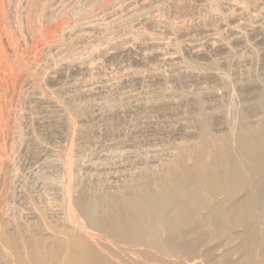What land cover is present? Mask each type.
<instances>
[{"label":"bare ground","instance_id":"bare-ground-1","mask_svg":"<svg viewBox=\"0 0 264 264\" xmlns=\"http://www.w3.org/2000/svg\"><path fill=\"white\" fill-rule=\"evenodd\" d=\"M32 1L33 0H31V2ZM60 1L61 0H40L39 1L40 4L36 3L40 7L38 12L29 11L30 9H27L28 10L26 13L27 17H26L25 21L27 24L26 26H28V27H25L24 22H23L25 18L22 19L20 16L21 15L20 12H24L23 11L24 8H22L21 9L22 11L19 12V5H21V4H19L20 1L18 2L17 0H0V32H1L0 34H2V35L4 33L7 34V35H5V36H7L6 39L4 38L3 40H2V36H0V39L2 41V44H0L1 45L0 48L2 47V49L5 50L3 45L6 46L5 47V48H7L6 50H8V52H10L11 54H14V55H12V57L14 56L13 58H15V60L18 61V62H16V63H19L18 67L21 68V70H24V72L26 73L24 76V79H22V77H21V80L24 81V82L22 81L23 82L22 84L25 83L24 84L25 86L24 85H23L24 87L22 86L23 89L25 88L23 94L25 93L24 95L26 97L28 96L30 99H32L33 102H35V104H36V102H38V103H40L41 106H45L44 107L45 108L44 114L41 117L42 119L40 118L44 124H48V125H50V123L51 124L52 123L61 124L60 128L62 126H65V133L67 135L70 133L69 130H71V127L69 130H68V127L72 126L73 123H74V125L72 126L73 129L75 126V121L72 123V121L69 120V118H71V117L68 118L66 115L65 111H67L66 110L67 108L64 110L62 108V106H63L62 102H61V104H62V106H61L60 103H58L59 100L55 101L57 98H59V97H57L59 92L57 91L58 92L57 93L56 90L55 91L52 90L53 92H50L51 87H48L49 89L45 90L47 86L46 87L44 86L45 88L44 87L42 88V86L45 83H47V81H48V80L46 81V79H45V82L43 81V79L46 78L45 76H43L44 78L42 77L43 78L42 80L40 79V81H43L44 84L42 86L41 85L38 86L39 85L38 79L40 78L39 76L41 75V72H43L44 68L47 67L45 65L48 64V63H46L45 65L43 64V63L47 62V60L49 58V56L46 57V55L44 54L45 53L44 51L46 50V48L44 49V51L43 50L41 51V53L43 52V56L45 55L44 56L45 58L43 57L45 59V61L44 62L42 61L43 63L41 64L40 63L41 61L38 62V58L40 57V55L35 54L37 57L39 56L36 59L37 61L35 60L36 56L33 55L36 52L40 53L41 49L39 50L38 49L39 47L35 48V50L38 49L39 51L33 50L34 53L32 54L31 49H33V47H35V46H33V43L30 44V45H32L31 49H30V46H28V40L30 39L29 38L30 35H32L31 38L33 36H36V35H38V37H39V35H40L39 31H40V33L42 32L40 30V27H46V26H43L41 24H40L41 26L39 27V23L44 24L43 22L45 20V21H47L46 23L49 24L52 19H53V21H54V19H56L58 21L60 20V24H58L56 27H54L53 30H52L51 25H50V27L48 26L49 28L46 27V30H47V28H48V30H52V31H50L51 35L49 34V35L45 36V35H43V32H42V35H43L42 37L44 39L46 38V42L44 41L45 42L44 43L43 40H41V41L46 45L45 47H47L49 52L55 51L56 56L58 55V57H60L59 55L63 54L61 56L60 60H58L59 58L56 59L59 62L57 64H59L60 69L63 70L66 68L67 69L71 68V71H73V70L77 71L76 75L78 74V72H80L83 75L86 74V76H87L94 69V68L92 69V66H91L92 62L90 63V61L93 60L91 58L92 57L91 55H94L95 51H97L98 48H99V51H101L98 54V55H100L99 57H101V59H105V61H106V59L113 58V57L114 58H116V57L118 58V57H122V56L126 57V58L130 57L134 61V63L135 62L139 63V65L142 64L145 67V65L147 64V61L149 62V60H152V63H153V61L155 60L158 63V66H161V67L162 66L163 67L168 66L169 69L174 68L177 71H180L181 78L188 80L190 82L191 81L196 82L197 80L198 81L210 80V82H212V83H210V85L215 83L217 85V87L216 86L213 87V85H211V87L205 86L204 88H201L200 90L202 91V95L204 94L205 96L215 100V104L219 103V102H221V103L223 102V105L225 103V106H224V108H221V105L219 104L220 106H218V107H220L221 110L217 108V105L214 106L220 111L218 112L216 110L215 111L216 113H214V112L212 113V110H213L212 109L210 113L213 115H211L207 112L212 117L211 121L214 120L216 125L214 124V122H210V120L208 119V116L206 115L207 113L205 114L206 108H205L204 112L202 110H199V109H198L199 112L196 110L198 113V116L196 114V111L193 110L195 112V114H193V116H196V118L198 117L197 119H199V120H197V119L196 120L200 121L201 124L199 126L198 125L196 126L198 129H196V128L192 129L195 127V125H194V127L191 126L193 123H191V125H190V123L188 124V122H187L188 125H185L186 123L185 124L183 123L184 125H181L182 123L181 124L179 123L178 125H181V126H179V127L176 126L177 128H173L170 131L168 130L170 132V135L168 134V132H166L167 133L166 137L168 135L173 136L174 138L179 137L177 139L182 140V141L180 142L179 140H176V139L174 140V141H176L173 143L174 144L173 146H175L174 147L175 150H174V148H172L173 147L172 143H171L172 141L170 140L171 141L170 142L169 140H167L168 142H170V144L172 146V147H170L169 145L165 144L166 147H168V146L170 147V150H168V151H170V153L167 156V154L165 153L167 150L165 152L163 151L164 154L167 156V158L166 157L164 159L161 158L164 160V161L161 160V162H163V163H161L160 159L157 158L159 160V161L158 160L157 161L159 163H161L162 166H160V167L155 166L156 168L151 169L154 171L149 172L150 170L148 171L147 169H145L146 167L144 168L142 166V164L146 162L143 159L144 157L143 158L140 157L141 159H143L142 164L140 163L141 167H143V168H141L139 166L140 165L139 162L136 163V167L138 164H139L138 167H140L139 172L137 170V172H138L137 174H135L134 173L135 171L131 168V166H133V164L130 165V169H132V171H134V172H132L134 174L131 173V175L128 174L129 176H126V173H128L129 170H125L126 172L121 170L122 172H125V174L123 173L125 175V178L120 171L119 172L116 171L118 173L116 175H119V173L122 174V177H120L121 180H118L117 176L115 175L116 178L115 177L114 178L116 179L117 184H115V182H112L115 185H111V186H107V187L102 186V188L104 187L103 189H101L100 187L99 188L92 187V186L88 187L89 184H87V183H90V182H88L86 178L84 180H86L87 183L85 181H84L85 183H83V181H82L83 178H81L80 176L79 177L82 180L79 179V177L77 175V173L79 171L77 172V169L82 168L80 166L83 165V164L80 165L79 162H81L82 160H79L80 157H78L79 156L78 153L82 152L81 150L78 153L76 152L77 154L76 153L74 154L73 150L76 147L71 148V146L69 144V146H70V148H69L67 146L68 144L66 143L67 144L66 145L65 142H64V144L66 147L63 145L62 147H64V148H61L62 151L61 150L57 151V150H54L50 147L49 148L47 147L45 149V147H44V149H42V150H44L43 151L44 153L41 152L43 155L41 154L42 155L41 158L39 157L40 161H39V164L37 162V165H39V167L42 169H49L50 171H53L54 174H52V175H54V176H52L50 174L51 172L50 173H49V171L47 172V170L43 171L45 173L47 172V174L49 173L48 176L50 175L53 178H50V179L49 178L48 179L43 178L44 180H41L39 182L37 181L38 182L37 185H38V187H41V189L39 192L37 191L38 193L36 196L31 195V194H30L31 195L30 196V195H28L29 194L28 192L26 193L27 195L26 194L24 195V193L26 191L24 193L22 192L23 194H21V196L22 195H24V196H22V198L20 199L21 200V203H20L21 209L18 207L12 208V206H8V204H5L4 202H3L4 204L0 203L1 204L0 205V264H264V74L262 75L260 73L261 76H260V74H258L259 73L258 70H260L261 69L260 68L257 71H255L256 73L258 72L257 76H260V77L250 76L249 75L250 72H249V73H247L248 75L245 73L246 74L245 76L240 74L241 75L240 78L235 80V78H237L239 76H237L233 79V77H234L233 74H235V73L232 72L233 74L231 76H233V77L230 79L235 80V83H232L226 77V76H228L227 72H226L227 75L225 76L223 74V72L219 73L218 71H216L215 68H220V65L223 64V63L222 64L220 63L219 67H214L212 62H213V60L216 59L217 56L215 57V59L213 58L214 56L212 57V59L207 58L206 61L210 60V62H211V60H212V62H211L212 64H208V65H206V63H209V61L208 62L204 61L206 63L202 64L203 62H201V59L198 58V56L200 57L201 55L206 56L205 52L200 51L201 47H203V49L206 48L205 50H208L209 52L212 51V53H213V51H216V52L222 51L221 52V54H222L223 51H225V52L229 51L230 52V49L232 47H230L229 43L232 40L235 42L234 43L235 45L240 44L242 46V45H246V43L248 45V43L250 41L247 42L246 34L251 36L252 41L255 40L256 43L258 41V42H260L259 44H261V41H262V44H263L264 43V25H262V24H264V23L262 21L260 22L259 20L258 21L260 23H257V22L255 23V21H253L254 19L252 20L254 23L252 21H251L252 23L249 21H247V22L242 21L241 22L240 19L245 17L248 12L250 13V11L251 12L252 11H258V13L260 15L264 16V0H227L226 2L224 0V3H226L225 7H223L224 5L223 6H217V4H219V3L221 4V2H219V3L215 2L217 0H215L214 2H212V0H209L210 2H208V0H207V2H206V0H205L204 3H203V1L202 2L200 1V3H202V5H199V7L200 6L205 7V2H206L207 8L206 7L205 8L208 9V11L209 10L211 11L210 12L211 15L208 13L211 16L210 19H212L213 21L217 20L216 22H218L217 24L219 26L216 24L218 26V27L216 26L217 27L216 28L213 24H211L214 26V28H212V27H209V28L204 27L203 28L202 27L201 29H199V31L202 30L204 32V34H206L205 39L203 38L205 40L204 43L202 41H199L202 43L201 44H194L195 41L192 42L191 41L192 39L189 38L190 40L189 41L185 40V42L181 45V47H183L185 53L190 54L191 57L195 56V58H198V61H200L201 64H200V62H198L195 59L192 60L193 62L191 60H190V62H188V60L185 61V59H188L189 57L187 58V56H186L184 59L183 57H181L183 53H181V56L179 55V52L181 50H180V46H179V48L177 46V42H176L177 39L176 38L178 36L179 37L181 36L180 38H183L185 35L189 34V31H187L188 29L185 28L186 25L184 26V28H181L179 26H178L179 28L173 26L170 23V20H168L169 17H166V11H168V10L169 11L170 10L175 11L181 7L187 9L188 3H189L188 0H96L97 4L95 3V5H97L96 6L97 8L92 13H89L90 11L88 12V10L86 11L85 10L86 8L85 9L81 8V10H80V8L78 6H76L79 8L80 11H82V9H84L90 15H88V16L85 15L86 17L84 18V15L81 14V15H83V19H81L80 18L81 15L79 16V14L82 13L83 11L80 12L77 8V10L80 13L78 14L75 12V14H76L75 16L77 18L76 21L74 20L75 23H70V21L67 20V17H68L67 15L69 14L67 12L71 11V10L68 11L69 7H71L67 4V2L69 0L66 2L67 5H64L65 1L63 0L64 2H62V3H64V4H63V6L61 5L62 7H59L60 5L57 6L58 3L60 4ZM75 1L78 2L77 0H74L73 2H70V3L75 4L74 3ZM90 1H92V0H90ZM93 1H95V0H93ZM190 1H192V0H190ZM29 2H30V0H29ZM29 2H28V5L30 4ZM88 2H89V0L87 1V3ZM21 3L25 4V2H21ZM79 3L82 4V1ZM87 3L85 2V5H84L85 7L87 6ZM197 3H199V2H197ZM214 3L215 4L217 3V4L215 5ZM224 3H222V4H224ZM33 4L35 5V2H33ZM33 4L31 7L34 6ZM28 5L25 4V6H28ZM70 5H72V4H70ZM76 5H78V4H76ZM95 5H93L91 3L90 6L95 7ZM190 5H191V2H190ZM72 6H74V8H75V5H72ZM79 6H80V4H79ZM31 7L29 6L28 8H31ZM92 7H91V9H92ZM33 8L36 9V11L38 9V7H36V8L33 7ZM194 8H196V7H194ZM196 9H198V5H197ZM188 11H191V10H188ZM31 12H34L37 15L33 16V15H31L32 14ZM86 12H85V14H86ZM193 12H195V10L192 11V16H194ZM202 12H203V10H202ZM204 12H205V10H204ZM19 13H20V15H19ZM73 13H74V11H73ZM73 13H72V15H73ZM174 13H176V12H174ZM189 13H188V15H189ZM255 13H257V12H255ZM77 14H78L80 19H78ZM168 14H170V13H168ZM204 14L205 15L207 14V10H206V13H204ZM72 15H70V16H72ZM251 15H252V13H251ZM251 15L249 16V19L247 18V20L251 19L250 18V17H252ZM253 15L256 16V14H253ZM263 16H262V18H263ZM74 17H72V19ZM224 17H225V19L227 18L226 20L228 22L224 20V22H227V23L223 22ZM259 17H255V19L259 18ZM207 18L209 19V17H207ZM68 19H70V18H68ZM42 20H43V22H42ZM205 20L207 21V19H205ZM205 20L202 19V21H205ZM262 20H264V18ZM48 21H50V22L48 23ZM171 21H173V19ZM180 22H182V21H180ZM54 23L55 22H53V24ZM176 23H179V22H176ZM176 23L174 22L175 25H176ZM197 23H199V22H197ZM208 23H210V22H208ZM183 24H185V23H183ZM201 24H203V23H201ZM201 24H200V26L204 25V24L203 25H201ZM186 27L188 28V25ZM223 28L224 29L226 28L227 31L229 32V36H230L231 41L228 40L229 38L228 39L226 38L227 40H225V36H224V39L222 38L223 36L221 37L220 30ZM42 29H45V28H42ZM191 29H194L192 31H196L198 28L196 30H195V28H191ZM191 29H189V30L191 31ZM13 30L15 32H17L19 35L16 34ZM48 30H47V32H48ZM159 30L162 31L161 35L157 32ZM12 31L16 35H18V37L17 36L14 37L11 34ZM192 31H191V34L193 33ZM222 31L223 30H221V33H222ZM2 32H4V33H2ZM37 32H38V34H37ZM45 34H47V33H45ZM190 36L191 35L189 34V37ZM17 38H19V39L17 40ZM186 38H187V36H186ZM248 38L250 39V37H248ZM15 40L18 43V44L16 43L18 45V47H21V46H24L25 48L29 47V48H27V49H30V51L28 50V53H31L30 57H32V55L34 56L33 58H34V61H36L35 63L28 65L26 63L27 61L25 62V58L27 59L29 57L28 56L29 54L26 53L27 57L24 58L25 54L21 53L22 52L21 48L19 51L21 54L18 53L19 48H16L14 46ZM194 40H198V39H196V37H195ZM30 41H33V39H31ZM34 41L36 42V38L34 39ZM37 42H39V41H37ZM37 42H36V45H38ZM86 42H89V44ZM199 42L196 41V43H199ZM79 43H81V44L86 43V45L87 44L88 45L87 46L85 45L86 47L84 46V49L81 48L82 46L80 47L82 49V52L76 53L79 50L76 48L77 51L75 53H72L71 48L75 44L78 45ZM34 45H35V43H34ZM43 45L42 46L40 45V47H44ZM251 45H252V43H251ZM263 45H261V46H263ZM261 46H259V47H261ZM24 47H22V48H24ZM74 48H72V51ZM254 48H256V47H254ZM235 49H233V51H235ZM239 49H240V47H239ZM6 50H5V52H6ZM22 50H25V49H22ZM208 51H207V53H209ZM251 51H253V50H251ZM251 51H249V52H251ZM2 53L5 54L2 51L0 55H2ZM23 53H25V51ZM263 53H264V49H263ZM11 54L9 55L7 53L5 55L11 56ZM219 54L220 53H218V56H219ZM221 54H220V56H221ZM229 54L228 55L231 56V54H233V53L230 52ZM234 55H235V53H234ZM89 56H91V57H89ZM183 56H185V54ZM237 56L227 58L228 59L227 61H230V59H232V58L234 59L235 57H236V59L239 58ZM241 56H240V58H241ZM256 56H258V55H256ZM260 56H262V55H260ZM82 57H86V58L89 57V62L87 59H86L87 61L85 59L83 60ZM96 57L97 56H95V58ZM7 58H9V57H6L4 59L7 60ZM10 58H9V60H10ZM33 58H32V60H33ZM90 58L92 60H90ZM223 58L224 57H222V59ZM246 58H248V56L247 57L245 56V59ZM0 59H1L0 62L2 64L3 58H1V56H0ZM217 59H219V58H217ZM225 59H224V61H225ZM262 59L264 60L263 57H262ZM94 60H95L94 62H99L96 59H94ZM125 60H128V59H125ZM8 61H7V65H9V63H10V61H9V63H8ZM13 61H14V59H13ZM105 61H103V62H105ZM235 61H237V60H235ZM242 61H243V59H242ZM30 62H31V60H30ZM103 62H101V63L103 64ZM122 62H124V61H122ZM129 62H131V61H128V63ZM237 62L239 63V61H237ZM101 63L99 66L100 68L102 67ZM230 63H232V61ZM234 63H236V62H234ZM245 63H246V61H245ZM14 64L15 63L13 62V65ZM227 64H229V63L227 62L226 65ZM243 64H241V65H243ZM246 64H248V63H246ZM260 64H261V62H260ZM5 65H6V63L3 65V67ZM30 65H33V66H30ZM226 65H223V66H226ZM48 66H50V65L48 64ZM156 66H157V64H156ZM156 66H155V68H156ZM158 66H157V68H158ZM229 66H227V67H229ZM236 66L238 68V65H236ZM10 67H11V69H10ZM142 67H139V68H142ZM161 67L158 69H148L147 68V70H145L147 72V76H149L148 79H150V82H151V79H152V81L154 79H156V80L162 79L163 74L161 73L162 71H160V70H162ZM227 67H226V69H224V68L223 69L225 71H227ZM247 67L251 68V66L250 67L247 66ZM247 67H245L246 70H247ZM261 67H262V65H261ZM8 68L11 70V72L14 69L16 70V67L12 68L11 65ZM8 68L6 67V69H8ZM51 68H53V66ZM139 68L131 70L132 67H131V69L129 67L128 68L126 67L127 72L121 71L122 69H124V68H121L120 73L121 72H123V73H121V74L119 73V74L121 75L122 79H123V76H125L127 73H128V75L133 74L137 80L141 81L142 76L146 75V72L144 74V71L138 70ZM221 68H222V66H221ZM230 68H232V67H230ZM230 68H228V69H230ZM239 68H242V67H239ZM46 69H48V67ZM165 69H167V68H165ZM174 69H173V71H174ZM234 69L235 68H233V70ZM236 69L234 70V72L236 71ZM253 69H255V67ZM263 70H264V68H263ZM7 71L9 73H11L9 70H7ZM7 71H6V73H7ZM55 71H56V69H55ZM170 71H172V70H170ZM247 71H249V69ZM247 71H245V72H247ZM174 72L176 73V71H174ZM50 73H51V70H50ZM50 73L48 72V74H46L44 72V74L49 75V77H50ZM240 73H242V71H240ZM251 73H252V75L254 74L253 71ZM11 75H13V74H11ZM42 75H43V73H42ZM57 75H59V74H57ZM60 75H63L62 72H60ZM174 75L171 78L174 81L179 80ZM237 75H239V74H237ZM8 76L9 75L7 73V77ZM90 76H91V74H90ZM176 76L178 77V74ZM3 78H4V75H3ZM47 78H48V76H47ZM91 78L95 79L94 77H91ZM199 79H201V80H199ZM5 80H4V82H5ZM19 80L20 79H18L17 81L19 82ZM21 80H20V82H21ZM156 80H154V81H156ZM40 81H39V83H40ZM83 82H84V80H83ZM94 82L92 85L93 87H94ZM159 82H161V81H159ZM6 83L7 82H5V84ZM51 83L52 82L50 81V84ZM89 83H90V81H89ZM183 83H185V82H183ZM154 84H155V82H154ZM205 84H206V82H205ZM7 85L8 84H6L5 87ZM45 85H47V84H45ZM160 85H161V83H160ZM179 85L177 83L178 87H179ZM194 85H196V84H194ZM206 85H208V84H206ZM54 86L56 87V84ZM152 86H154V85H152ZM171 86H173V85H171ZM171 86H169V87H171ZM174 86H176V85H174ZM203 86H204V84H203ZM5 87H3V88H5ZM87 87H89V86L87 85ZM197 87H198V84H197ZM0 88H1V86H0ZM20 88H21V86H20ZM160 88H162V87H160ZM173 88H172V90H176ZM182 88H183V86H182ZM182 88L181 89L179 88V90L182 91ZM191 88L189 90H191ZM83 89L84 88H82V90ZM157 89H159V88H157ZM166 89H168V88L166 87ZM160 90H163V89H160ZM172 90H170V91H172ZM179 90H178V92H179ZM8 91H9V89L7 90V92H5L3 89H2V91L0 90V113H1V116H3V117H4V114H7V113L10 114L9 113L10 111L7 113H4V111H3L4 105H5V107H7V106L9 107V105L5 104V100H4V98H5L6 101H8L7 97H6L7 95H10V93H8ZM61 91H60V93H61ZM54 92L57 93V95L55 96V100H54ZM89 92L90 91H88V93ZM163 92L167 93L166 91H162V94H159L158 97L156 95V99L154 96L153 98H150V99L148 98L147 102H142L143 100L142 101L140 100V101L143 104L146 103L147 106H148V103H152L155 105H157V104L161 105L162 104L161 106L166 105L167 107L168 106L172 107V105L174 106L175 104H178V103H179V105L183 104V103L184 104L189 103V106H190V102L192 104L193 101L198 98V96H197L198 94L194 95L193 97L189 96L190 94L186 92V89L184 90L185 94L183 92H181V93L174 92V93H178V94H176V95H172V94L164 95ZM6 93H8V94L6 95ZM20 93H22V92H20ZM64 93H65V91H64ZM154 93H156V91H154ZM186 93L189 95H187ZM190 93L192 94V92H190ZM148 94H149V92H148ZM152 94H150V95L152 96ZM156 94H158V93H156ZM17 95H19V99H20V95H22V94H17ZM73 95H71V96L73 97ZM78 95H79V93H78ZM83 95H84V93H83ZM150 95H149V97H150ZM64 96H65V94H64ZM69 96H68V98H66V100L63 97L62 98L65 101H68ZM195 96H197V98ZM107 97H108V95H107ZM194 97H195V99H194ZM224 97L227 98V100L225 99L226 102H225V100L224 101L222 100ZM111 98H113V97H111ZM111 98H110V100H112ZM201 98L203 99V96ZM201 98H199V99H201ZM22 99H23V97H22ZM22 99H20V100H22ZM30 99H29V101L27 100V102H31ZM98 99H99V97H98ZM202 99L200 100L201 104H203ZM17 100H18V98H17ZM72 101L73 100H71V104H72ZM113 101H115V100H113ZM113 101H111V102H113ZM240 101L242 102V104ZM33 102H31V103H33ZM8 103H9V101H8ZM69 103H70V100H69ZM69 103L64 104V105H69ZM141 103H139V104H141ZM197 103H198V101H197ZM206 103H208V102H206ZM75 104H73V105H75ZM105 104H106V102H105ZM152 104H151V107H152ZM37 105L38 104H36V108L39 106V105L38 106ZM92 105H94V104H92ZM109 105L111 106V104H109ZM109 105H106L107 107L105 106L106 109L107 108L109 109V107H108ZM41 106H40V108H42ZM87 106H88V104H87ZM195 106L198 107L199 105L197 106L195 104ZM102 107H104V106H102ZM112 107H113V105H112ZM191 107H192V105H191ZM206 107H207V105H206ZM40 108H38V109H40ZM75 108H77V106ZM79 108H81V107H79ZM127 108H129V107H127ZM211 108H213V107H211ZM211 108H209V109H211ZM6 109H5V112H6ZM9 109H10V107H9ZM69 109H71V108H69ZM102 109H101V111H102ZM145 109H146V106H145ZM163 109H164V107H163ZM163 109L161 108V110H163ZM174 109H176V107H174ZM183 109H184V106H183ZM13 110H14V112L17 111V110L15 111V109H13ZM19 110L21 111L20 108L18 109V111ZM75 110H77V109H75ZM191 110H192V108H191ZM18 111L16 113H18V115H20L21 118H24L25 116L22 117V114L25 111L24 110L21 111V112H23L22 114H19ZM128 111H130V110H128ZM154 111H155V109H154ZM70 112L73 113L71 110L68 112V115H72V114H69ZM81 112L83 113L84 111H81ZM81 112H78V114L80 113L79 114L80 117H81ZM88 112H90V111L88 110ZM159 112H161V111H159ZM35 113H37V112H35ZM86 113H87V111H86ZM97 113L98 112H96V115H97ZM131 113H132V111H131ZM134 113H135V111H134ZM29 114H30V112H29ZM93 114H94V112H93ZM101 114H103V113H101ZM11 115H9V117ZM18 115H16V122L19 121V120H17ZM25 115H26V113H25ZM107 115H108V113H107ZM76 116H77V114H76ZM157 117H158V115H157ZM21 118H20V121L22 120ZM72 118H74V117H72ZM75 119H76V117H75ZM88 119L89 118H87V120ZM95 119H96V117H95ZM0 120H1V117H0ZM7 120H9V118ZM4 121L5 120L3 119V122ZM70 121L72 123L71 125H70ZM16 122H15V124H16ZM1 123H2V121H1ZM17 123L19 124V122H17ZM133 123L134 122H132V124ZM194 123H197V122H194ZM212 123L215 126H217L221 132L216 131L217 133H214L215 130L212 129V128H214L212 126ZM161 124H162V122H161ZM40 125L42 126V124H40ZM79 125L84 126L85 124L84 125L79 124ZM156 126L157 125H155V127ZM161 126L162 125H160V128H162V133H163L164 129H163V126L162 127ZM157 127H159V126H157ZM165 127H167V125H165ZM15 128H16V126H15ZM15 128L13 130H17V129L20 130L19 126H17L16 129ZM170 128H172V127H170ZM66 129H67V131H66ZM134 129H136V128H134ZM223 130H225V131H223ZM29 131H31V130H28V132ZM68 131H69V133H68ZM134 131H136V130H134ZM148 131H150V130H148ZM24 132H26V131H24ZM63 132H64V130H63ZM71 132H72V130H71ZM158 132H160V131H158ZM17 133L18 134H16V135L13 134V136L14 135L16 136L15 141L17 140L18 143L20 142V143L24 144V142H25L28 144L30 143V145H31V143L32 144H38L39 143V142L36 143L37 136H35V134H33V132L28 133V134L26 133L27 135L25 137L22 136V134H23L22 132L21 133L17 132ZM162 133H161V135H162ZM77 134H78V132H77ZM82 134H81V136H82ZM69 135H71V134H69ZM54 136H55V134H54ZM63 136H61V137H63ZM137 136H139V135H137ZM69 137H71V136H69ZM69 137H67V138L69 139ZM159 137H163V136H159ZM93 138H94V136H93ZM164 138H165V136H164ZM13 139L14 138L11 139V143H12ZM171 139H172V137H171ZM42 140H44V139H41V141ZM70 140L72 141L71 138H70ZM77 140H79V139H77ZM88 140H90V139H88ZM15 141H13V142H15ZM65 141H67V139ZM71 141L69 143H71ZM177 141H179V142H177ZM47 142H46V144H47ZM81 142H83V141H81ZM43 143H44V141H43ZM108 143H110V142H108ZM15 144L17 145L16 142H15ZM12 145H14V144L12 143ZM16 145H15V147H17L19 144L17 146ZM86 145H88V144H86ZM122 146H123V144H122ZM15 147L14 148H13V146L11 147L12 152L16 149ZM161 147H163V146H161ZM58 148H60V146ZM120 148H121V145H120ZM163 148H165V146ZM78 149L79 148L77 147V150ZM113 149H114V147H113ZM128 149H130V146ZM151 149H153V148H151ZM166 149H169V148H166ZM106 150H108V149H106ZM136 150H138V149H136ZM159 150L157 151V147H156L155 151L159 152ZM172 150H174V151H172ZM111 152L108 154L109 156H111L110 155ZM126 152H127V150H126ZM106 153L107 152H105V154ZM128 153H129V151H128ZM34 154H35V152H34ZM120 154H121V152H120ZM154 154L156 155L158 153H154ZM108 155H106V156H108ZM116 155H118V153ZM138 155H140V154H138ZM161 155H162V153H161ZM13 156H14V154H13ZM90 156H92V155H90ZM106 156H104V157H106ZM129 156H131V155L129 154ZM120 157L122 158L121 155H120ZM133 157L136 158V156H133ZM153 157H155V156H153ZM162 157H164V156H162ZM113 158H111V159H113ZM130 158L133 159L132 156ZM84 159H86V158H84ZM84 159H83V162H84ZM104 159H107V158H104ZM126 159H128V158H126ZM131 159H129V160H131ZM136 159H138V158H136ZM146 159L149 160L148 158H146ZM119 160H117V161H119ZM134 160L135 159H133V161ZM107 161L109 162V160H107ZM112 161H114V160H112ZM117 161H116V163H117ZM154 162H155V160H154ZM86 163L87 162L85 161V164ZM116 163H115V165H116ZM146 163H148V161ZM150 163L152 164V162H150ZM157 163L155 162L154 164L157 165ZM159 163H158V165H159ZM87 164L89 165L91 163H87ZM102 164H104V163H102ZM105 164H107L106 166H108V163H106V161H105ZM121 165H123V164H121ZM95 166H96V164H95ZM112 166L114 167V165H112ZM123 166H124L123 169H126L125 168L126 165H123ZM148 167L149 166H147V168ZM89 168H90V166H89ZM119 168H121V167H119ZM133 168L136 170L135 167H133ZM105 169L103 170V168H102L103 171H105ZM38 170H39V168H38ZM79 170H81V169H79ZM90 171H93V170H90ZM108 171H110V168ZM108 171H105V172L108 173ZM112 172H109V173L111 174ZM97 173H99V172H97ZM14 174H15V172H14ZM78 174H80V173H78ZM37 175L43 176L44 174L39 175V173H38ZM101 175H103V174H101ZM96 176H98V175H96ZM82 177H84V176H82ZM91 177H92V173H91L90 178ZM98 177H96V178L98 179ZM102 177L103 176H101V178ZM90 178H89V180H90ZM122 178H124V179L122 180ZM103 179L104 178H102V180ZM25 180H26V178H25ZM93 180L94 179H92V181ZM108 180H110V179L108 178ZM111 180H112V178H111ZM94 184H92V185H94ZM96 185H98V183H96ZM37 189L38 188L36 187V190ZM33 192H34V194L36 193V191H33ZM33 192H32V194H33ZM9 205H11V204H9ZM19 209H20V211H19Z\"/></svg>","mask_w":264,"mask_h":264},{"label":"rangeland","instance_id":"rangeland-1","mask_svg":"<svg viewBox=\"0 0 264 264\" xmlns=\"http://www.w3.org/2000/svg\"><path fill=\"white\" fill-rule=\"evenodd\" d=\"M18 2L20 1V3L19 4H21V5H19V12L20 11H22L21 9L22 8H24L23 9V11L24 12H20L21 13V15H20V13H19V15L21 16V18L23 19V18H25L24 19V25H25V27H28V26H26L27 24H26V17H27V15H26V13H27V9H30L29 11H34V12H38V10L40 9V7H39V5H37L38 3L40 4V0H33L32 2H31V0H30V2H29V0L27 1V0H17ZM65 1V2H64ZM61 0L60 1V4L58 3L57 4V6H59V7H62L63 6V4L64 5H69V6H71V7H69V10L68 11H70V12H67V13H69L67 16V20H69L70 21V23H75V21H76V14H75V12L76 13H80V12H82V13H80L79 14V16L81 15V14H83L84 15V18L86 17L85 15H90L89 13H92V12H94L95 11V9L97 8L96 6L97 5H95V3L97 4V1L95 0V1H90L89 0V2L87 3V1L88 0H77L78 2H74L75 4H73V3H70V2H73L72 0ZM68 1V2H67ZM82 1V4L81 3H79V2H81ZM84 1V2H83ZM200 1L202 2L203 1V3H204V1L205 0H192V1H190V0H188V8L186 9V8H183V7H181V8H179V9H177V10H175V11H173V10H168V11H166V17H169L168 18V20H170V23L173 25V26H175V27H181V28H184V26L186 25H188V28L185 26V28L186 29H188L187 31H189V34L191 35L190 37H189V34H187V35H185L183 38H180L179 36L176 38L177 39V46H178V48H179V46H180V52H179V55L181 56V53H183L182 54V56L181 57H183L184 59H185V57L187 56V58L188 59H185V61H187L188 60V62H190V60L192 61L193 59H195V60H197L198 61V58H200L201 59V62H203L202 64H205L206 62H208L209 61V63H206V65H208V64H212L213 63V65H214V67H219V65H220V63L222 64V65H220V68H215L216 69V71H218L219 73L221 72H223V74L226 76L227 74H228V76H226L232 83H235V80H237V79H239L240 78V76L241 75H243V76H245L247 73H251L252 71H253V75H252V73L250 74L249 73V75L250 76H253V77H260L261 76V74L263 75L264 74V70H263V68H264V60L262 59V57L264 58V53H263V49H264V43L262 44V41H261V44H259L260 42H258L257 41V43H256V41L255 40H253L252 41V38H251V36L250 35H247L246 34V40H247V42L248 41H250L249 43H248V45H247V43H246V45H235L234 43V41L232 42L231 40H230V36H229V32L227 31V29L225 28H223V29H221V30H223L222 31V33H221V30H220V35H221V37L224 39V36H225V40H227L228 38V40H230L231 42L229 43L230 44V47H232L231 49H230V52L231 53H233V54H231V56H229L230 54V52L229 51H223V53L221 54V52L222 51H220V52H218V53H220L221 54V56H220V54H219V56H218V53L216 52V51H213V53H212V51H208V50H205V49H203V47H201V49H200V51L202 52H205L206 53V56H204V55H201L200 57L198 56V58H195V56H193V57H191V55L190 54H187V53H185V51H184V49H183V47H181V45L185 42V40H187V41H189L190 39H192L191 41L192 42H194L195 41V43L194 44H201L202 42L204 43V39H205V35L206 34H204V32L202 31V30H200L199 31V29H201L202 27L204 28V27H207V28H209V27H212V28H214V26L216 27L218 24V22H216L217 20H212V19H210V10L208 11V9H206L207 8V0H206V2H205V7L204 6H200L199 7V5H202V3H200ZM215 0H212V2H214ZM223 1V2H222ZM227 0H225V2H226ZM21 2H25V4L26 5H28V2L30 3L28 6H25V4H23V3H21ZM33 2H35V5L33 4ZM62 2H64V3H62ZM66 2H67V4H66ZM85 2L87 3V6L85 7L84 5H85ZM190 2H191V5H190ZM197 2H199V3H197ZM208 2H210L209 0H208ZM211 2V3H212ZM215 2H217V3H219V2H221V4L222 3H224V0H217V1H215ZM37 3V4H36ZM91 3L93 4V5H95V7L93 8L92 6H90L91 5ZM216 3V4H217ZM32 4L34 5L33 7H38V9H37V11H36V9H34L33 7H31L32 6ZM70 4H72V5H75V8H74V6H72V5H70ZM76 4H78V5H76ZM79 4H80V6H79ZM90 4V5H89ZM196 4V5H195ZM215 4V3H214ZM215 4V5H216ZM220 3L219 4H217V6H223V7H225V5H226V3H224V4H222L221 5ZM23 5V6H22ZM37 5V6H36ZM62 5V6H61ZM197 5H198V9H196L197 8ZM204 5V4H203ZM22 6V7H21ZM31 7V8H28V7ZM76 6H78L79 8H80V10H81V8H86L85 10L87 11L88 10V12L89 13H87L84 9H82V11H80L79 10V8L78 7H76ZM84 6V7H83ZM27 7V8H26ZM73 7V8H72ZM90 7V8H89ZM91 7H92V9H91ZM191 9H190V8ZM193 7V8H192ZM194 7H196V8H194ZM202 7V8H201ZM204 7V8H203ZM33 8V9H32ZM77 8H78V10L80 11H78L77 10ZM88 8V9H87ZM32 9V10H31ZM75 9V10H74ZM90 9V10H89ZM188 11V10H191V11H186V10ZM193 9V10H192ZM92 10V11H91ZM183 12H182V11ZM195 10V12H193L194 14V16H192V11H194ZM201 12H200V11ZM202 10H203V12H202ZM204 10H205V12H204ZM206 10H207V14L205 15L204 13H206ZM73 11H74V13H73ZM34 12H31L32 14L31 15H37L36 13H34ZM85 12H86V14H85ZM170 13V14H168V13ZM174 12H176V13H174ZM186 12V13H185ZM190 12V13H189ZM197 12V13H196ZM200 12V13H199ZM255 12H257V13H255ZM72 13H73V15H72ZM178 13V14H177ZM181 13V14H180ZM185 13V14H184ZM188 13H189V15H188ZM251 13H252V15H251ZM78 14H77V16H78ZM174 14V15H173ZM183 14V15H182ZM252 16V17H250L251 19L250 20H247V18L249 19V16L250 15ZM253 14H256V16H254ZM259 13H258V11H250V13L248 12L247 14H246V16L245 17H243L242 19H240V21L242 22V21H244V22H247V21H249V22H251L253 19V21H255V23L257 22V23H260L261 21L264 23V20H262L263 18H264V16L263 15H258ZM70 15H72V16H70ZM83 15H81L80 16V18L81 19H83ZM169 15V16H168ZM171 15V16H170ZM181 15V16H180ZM249 15V16H248ZM23 16V17H22ZM75 16V17H74ZM79 16H78V19H80L79 18ZM174 18H173V17ZM176 16V17H175ZM209 17V19L207 18V17ZM248 16V17H247ZM261 18H260V17ZM262 16H263V18H262ZM72 17H74L73 19H72ZM193 17V18H192ZM204 17V18H203ZM255 17H259V18H256L255 19ZM68 18H70V19H68ZM184 20H183V19ZM199 20H198V19ZM246 18V19H245ZM73 21H72V20ZM173 19V21H171ZM202 19L203 20H205V19H207V21L208 22H210V23H208L206 20V22L205 21H202ZM227 19V18H226ZM225 19V17H224V19H223V22H224V20L225 21H227ZM75 20V21H74ZM187 20V21H186ZM196 20V21H195ZM202 22H201V21ZM246 20V21H245ZM260 22H259V21ZM53 19L51 20V22L50 21H48V23L49 24H47L46 22L47 21H45L44 20V22H43V20H42V22L44 23V24H42V23H39V27L41 26V25H43V26H46V27H50V25L52 26V30H53V28L54 27H56L58 24H60V20L58 21V20H56V19H54V21L53 22H55L54 24H53ZM57 21V22H56ZM180 21H182L183 23H185V24H183L182 22H180ZM185 21V22H184ZM252 21V22H253ZM174 22L176 23V22H179V23H176V25L174 24ZM197 22H199V23H197ZM216 22V23H215ZM228 22V21H227ZM227 22H224V23H227ZM251 22V23H252ZM52 23V24H51ZM201 23H203V24H201ZM206 23V24H205ZM254 23V22H253ZM41 24V25H40ZM46 24V25H45ZM197 24V25H196ZM200 24L201 25H203V26H200ZM211 24H213V25H211ZM217 24V25H216ZM262 24V23H261ZM183 25V26H182ZM206 25V26H205ZM209 25V26H208ZM262 25H264V24H262ZM191 26V27H190ZM200 26V27H199ZM219 26V25H218ZM217 26V27H218ZM46 27H40V30L43 32V35H49L51 32L50 31H52V30H48V28H47V30H48V32H47V30H46ZM178 27V28H179ZM216 27V28H217ZM42 28H45V29H42ZM191 28H195V30L196 31H192V30H194V29H191ZM189 29H191V31L193 32L192 34H191V31L189 30ZM12 30V29H11ZM10 30V31H11ZM45 30V31H44ZM226 30V31H225ZM14 31V30H13ZM11 32V34L14 36V37H18V33L17 32H15L16 34H18V35H16L14 32ZM42 32L40 33V31H39V37H38V35H36V36H33L32 38H31V36L32 35H30V39L28 40V46H30V49L32 48V45H30V44H32L33 43V46H35V47H33V49H31V53L33 54L34 53V51H39L40 49V53H41V51L43 50L44 51V49L46 48V50L44 51L45 53V55H46V57H48L49 56V58H48V60H47V62H45V63H43L44 61H45V55L43 56V52L40 54L39 52L37 53H34L33 55H35V54H37V55H40V57L38 58L36 55V58H35V60L38 58V62L39 61H41L40 63L42 64H46V63H48L50 66L52 65L53 66V68H51L50 66H48V64L47 65H45V66H47L48 67V69H46L47 67H45L44 68V70H43V72H41V75L39 76L40 78L38 79V86H42L43 84H44V82H45V79H46V81H47V83H45V84H47V85H43L42 86V88L45 86H47L46 87V89L45 90H47V89H49L48 87H51L50 89H51V91L50 92H53V91H55L56 90V92L58 93V95H57V93L56 92H54V100H55V96L57 95V97H59V98H57L55 101H58V103H60V105L62 106V104H63V106L65 107H63L62 106V108L65 110L66 108V110L67 111H65L66 112V115H67V117L69 118V117H71V118H69V120H71L72 121V123L75 121V126H74V129H73V125H74V123L72 124L71 123V121H70V125L72 124V126H69L68 127V130L70 129V127H71V130H72V132H71V130H69L70 131V133H69V131H68V133L69 134H71V135H67L66 133H65V126H62L61 128H60V126H61V124H56V123H50V125H48V124H44L42 121H41V117L43 116V114H44V107L45 106H41L40 105V103H38V102H36V104H38L37 106V108H36V104H35V102H33V100L32 99H30L28 96L26 97L24 94H23V92H24V89H23V87L25 86L24 84H22L24 81L23 80H21V77H22V79H24V76H25V72H24V70H21V68H19L18 66V64L19 63H16V62H18L17 60H15V58H13L12 57V55H14V54H11L10 52H8V50H6L7 48H5L6 46H4L3 45V47H4V49L6 50V52H5V50H3L2 49V47L0 48L1 50V52L3 51L5 54H11V56H9V55H5V54H3L2 53V55H0L1 56V58H3L2 60V64H1V62H0V80L3 78V75H4V80H5V82H7L6 84H8L6 87H5V82H4V80L2 81H0V86H1V88H0V90L2 91V89L5 91V92H7V90L9 89V91H8V93H10V95H7L8 93H6V97H7V100L9 101V103H8V101H6V99L4 98V100H5V104H7V105H9V107H10V109H9V107L7 108V107H5V105H4V107H3V111H4V113H7V112H9L10 114H4V117L3 116H1V113H0V117H1V120H0V203L1 204H8V206H12V208H15V207H18V208H20L21 209V205H20V203H21V198H22V196H24L27 192L29 193L28 195H37V193L40 191V189H41V187H38V185H37V183L39 182V181H41V180H44V179H50V178H53L52 176H54V175H52V174H54V172L53 171H50L49 169H42V168H40L39 167V165H37V162H38V164H39V161H40V158H41V156L43 155L42 153H44L43 151L44 150H42V149H44V147H45V149L48 147H50V148H52V149H54V150H57V151H60L61 150V148H64V147H62L63 145L65 146V144L70 148V146H71V148L73 147H76V148H74V150H73V152H74V154L77 152H80V150L83 152H81V153H78V157H80L79 158V160H82L81 162H79L80 163V165H82V166H80V167H82V168H79V169H81V170H79V169H77V172L78 173H80V174H78L77 173V175H78V177L80 176L81 178H83V180L82 179H80V177H79V179L80 180H82L83 181V183H87V181L88 182H90V183H87V184H91L90 186L88 185V187H97V188H101V189H103L104 187H107V186H111V185H115V184H117V182H116V176H117V179L118 180H121V178L120 177H122V174L124 173L125 174V170H129L128 171V173H126V176H129V175H131V173L132 172H134L135 174H137L138 172H139V168L141 167V164H142V160L144 159V161H148V163H143L142 164V166L145 168V169H147L149 172H151V171H154V170H151V169H154V168H156V167H160V166H162V164L161 163H163V162H161V160L162 161H164L163 159L166 157L167 158V156H168V154L170 153V151H168V150H170V147H172L174 144V142H176V141H174L175 139L176 140H179V139H177V138H179V137H176V138H174L173 136H169L170 135V130H172L173 128H177V127H179V126H181V125H184L185 123V125H188L189 123H190V125H191V123H193L191 126L192 127H194V125H195V127L194 128H192V129H198L196 126L198 125H200L201 124V122L200 121H197V120H199V119H197L196 118V116H193V114H195V112L193 111V110H197L198 112H199V110H202L203 112H204V110H205V108H206V110H205V114L208 112L209 114H211L210 112H211V110H212V113L214 112V113H216L215 111L217 110L218 112L221 110L220 109V107H218V106H220L221 105V108H224V106H225V103H224V105H223V102L221 103V102H219V103H216L215 104V100H213V99H211V98H209V97H207V96H205L204 94L202 95V91L200 90L201 88H204L205 86L206 87H211V85H213V87L214 86H216L217 87V85L214 83V84H211L210 85V83H212V82H210V80H203V81H196V82H190V81H188V80H185V79H183V78H181V73H180V71H177L176 69H174V71H176V73L178 74V77L176 76L177 74L173 71V69L172 68H170L169 69V67L167 66H158V63L154 60L153 61V63H152V60H149V62L147 61V64L145 65V67H144V65H142V64H140L139 65V63H134V61L130 58V57H116V58H109V59H106V61H105V59H101V57H99L100 55H98L99 54V52H101V51H99V48H98V52L97 51H95V53H94V55H91V56H89V57H91L90 58V60H92V61H90V63H91V66H92V69L94 70H92L91 72H90V74H91V76H90V74H88L87 76H86V74H82V73H80V72H78V74L81 76H79L78 74L76 75V73H77V71H75V70H73V71H71V68H66V69H60L59 68V64H57V63H59L56 59H58V60H60V58H61V56L63 55H59L60 57H58V55L56 56V53H55V51H48V49H47V47H45L46 45L44 44L45 42H46V38L44 39L42 36ZM160 35L162 34V31H157ZM1 33V32H0ZM2 33H4V32H2ZM45 33H47V34H45ZM203 33V34H202ZM15 34V35H14ZM37 34H38V32H37ZM5 35H7V34H0V36H2V40L5 38L6 39V37L7 36H5ZM51 35V34H50ZM41 36V37H40ZM186 36H187V38H186ZM204 36V37H203ZM36 38V42L37 41H39V42H37V44L38 45H36V42L34 41V39ZM192 37V38H191ZM196 37V39H198V40H194V38ZM248 37H250V39L248 38ZM20 38V37H19ZM19 38H17V40L19 39ZM42 38V39H41ZM186 38V39H185ZM190 38V39H189ZM204 38V39H203ZM227 38V39H226ZM16 39V38H15ZM31 39H33V41H30ZM203 39V40H202ZM41 40H43V42L41 41ZM182 40V41H181ZM184 40V41H183ZM0 41H1V39H0ZM16 41V40H15ZM14 41V46L16 47V48H19V50H18V53H20L19 51H20V48H21V53L22 54H25L26 55V53L27 54H29L28 56V58L26 59L25 57H27V55L25 56L24 55V58H25V62L29 65V64H33V63H35L36 61H34V56L32 55V57H30L31 56V53H28V50L30 51V49H27V48H29V47H24V46H21V47H18V43H17V41L15 42ZM181 41V42H180ZM186 41V42H187ZM196 41L197 42H199V41H202V42H199V43H196ZM255 41V42H254ZM31 42V43H30ZM179 42V43H178ZM229 42V41H228ZM17 43V44H16ZM34 43H35V45H34ZM41 43V44H40ZM86 43H88L89 44V42H86ZM86 43H79L78 45L77 44H75L72 48H74L73 49V51H72V48H71V52L72 53H75L76 51H77V49H79L76 53H78V52H82V49H84V46L86 45ZM251 43H252V45H251ZM0 44H2V41L0 42ZM44 44V45H43ZM87 44V45H88ZM193 44V43H192ZM17 45V46H16ZM40 45L42 46H44V47H40ZM86 45V46H87ZM233 45V46H232ZM235 45V46H234ZM261 45H263V46H261ZM1 46V45H0ZM79 46V47H78ZM82 46V47H81ZM85 46V47H86ZM259 46H261V47H259ZM22 47H24V48H22ZM39 47V48H38ZM82 49H81V48ZM239 47H240V49H239ZM252 49H251V48ZM254 47H256V48H254ZM35 48H38V49H36L35 50ZM77 48V49H76ZM182 48V49H181ZM236 48V49H235ZM242 48V49H241ZM22 49H25V50H22ZM233 49H235V51H233ZM246 49V50H245ZM34 50V51H33ZM81 50V51H80ZM232 50V51H231ZM243 50V51H242ZM251 50H253V51H251ZM262 50V51H261ZM25 51V53H23ZM207 51L209 52V53H207ZM241 51V52H240ZM245 51V52H244ZM249 51H251V52H249ZM259 51V52H258ZM1 52H0V54H1ZM47 52V53H46ZM139 52V51H138ZM249 52V53H248ZM253 52V53H252ZM257 52V53H256ZM20 53V54H21ZM50 53V54H49ZM53 53V54H52ZM97 53V54H96ZM213 55H212V54ZM217 53V54H216ZM227 53V54H226ZM234 53H235V55H234ZM241 53V54H240ZM252 53V54H251ZM263 53V54H262ZM19 54V55H20ZM96 54V55H95ZM185 54V56H183ZM210 54V55H209ZM224 54V55H223ZM229 54V55H228ZM239 54V55H238ZM244 54V55H243ZM53 55V56H52ZM190 55V56H189ZM208 55V56H207ZM228 55V56H227ZM238 55V56H237ZM242 55V56H241ZM253 55V56H252ZM256 55H258V56H256ZM260 55H262V56H260ZM3 56V57H2ZM5 56V57H4ZM95 56H97L96 58H95ZM204 58H203V57ZM214 56V57H213ZM217 56V57H216ZM234 56H237V57H239L240 58V56H241V58L243 59V61H242V59L240 58H237L236 59V57L233 59H230V61H227L228 59L227 58H231V57H234ZM244 56V57H243ZM245 56L247 57L248 56V58H246L245 59ZM6 57H11L10 58V60H9V58H7V60L6 59H4V58H6ZM42 57V58H41ZM44 57V58H43ZM54 57V58H53ZM89 57L88 58H86V57H82V59L84 60H88V62H89ZM206 57V58H205ZM212 57L215 59V57H216V59L217 58H219V59H215V60H213V62H212V60H211V62H210V60H208V61H206L207 60V58L208 59H212ZM222 57H224L223 59H222ZM251 57V58H250ZM256 57V58H255ZM14 59V61H13V59ZM32 58H33V60H32ZM192 58V59H191ZM226 58V59H225ZM258 58V59H257ZM12 59V60H11ZM31 60V62H30V60ZM42 59V60H41ZM44 59V60H43ZM53 61H52V60ZM94 59H96L97 61H99L100 63L101 62H103V61H105V62H103V64L101 63V65H102V67L100 68L99 66H100V63L99 62H94L95 60ZM99 59V60H98ZM101 59V60H100ZM123 59V60H122ZM125 59H128V60H125ZM199 59V60H200ZM224 59H225V61H224ZM255 61H254V60ZM10 61V63H9V61ZM86 60V61H87ZM194 60V61H195ZM221 60V61H220ZM235 60H237V61H239V63L237 62V61H235ZM253 60V61H252ZM262 60V61H261ZM0 61H1V59H0ZM6 61V62H5ZM7 61H8V63H9V65H7ZM12 61V62H11ZM33 61V62H32ZM43 61V62H42ZM49 61V62H48ZM55 61V62H54ZM122 61H124V62H122ZM128 61H131V62H129L128 63ZM196 61V62H197ZM204 61H206V62H204ZM224 61V62H223ZM232 61V63H230ZM245 61H246V63H248V64H246L245 63ZM251 63H250V62ZM257 61V62H256ZM13 62L17 65H13ZM52 62V63H51ZM193 62V61H192ZM198 62H200V61H198ZM197 62V63H198ZM201 62H200V64H201ZM229 63V64H227L226 65V63ZM234 62H236V63H234ZM242 62V63H241ZM260 62H261V64H260ZM6 63V65L3 67V65ZM95 63V64H94ZM225 63V64H224ZM244 63V64H243ZM253 63V64H252ZM263 63V64H262ZM130 64V65H129ZM151 64V65H150ZM156 64H157V66H158V68H162V70H160V71H162L161 73L163 74V76H162V79H159V80H156V79H154V80H156V81H152V79H151V82H150V79H148L149 78V76H147V72L145 71V70H147V68L148 69H158L157 68V66H156ZM199 64V63H198ZM217 64V65H216ZM241 64H243V65H241ZM256 64V65H255ZM260 64V65H259ZM12 66V68H15L16 67V70L14 69V70H12V72H11V67H10V69L8 68L9 66ZM143 67H142V66ZM148 65V66H147ZM216 65V66H215ZM223 65H226V66H223ZM230 65V66H229ZM236 65H238V68H237V66ZM240 65V66H239ZM245 65V66H244ZM261 65H262V67H261ZM30 66H33V65H30ZM58 66V67H57ZM125 66V67H124ZM132 67V69H131V67ZM155 66H156V68H155ZM221 66H222V68H221ZM227 66H229V67H227ZM234 66V67H233ZM236 66V67H235ZM247 66H251V68H248ZM257 66V67H256ZM6 67L8 68V69H6ZM51 69H50V68ZM126 67L128 68H130L131 70H133V69H137V68H139V67H142V68H139L138 70H141V71H144V74H145V72H146V75H144V76H142V79H141V81H139V80H137L135 77H134V75L132 76L131 74H129L128 75V73L125 75V76H123V79H122V77H121V73H123V72H121L120 73V70H121V68H124V69H122L121 71H126ZM153 67V68H152ZM226 67H227V71H225L224 69H226ZM230 67H232V68H230ZM239 67H244L243 69L242 68H239ZM245 67H247V70L249 69V71H247L246 70V68ZM255 67V69H253ZM259 67V68H258ZM58 68V69H57ZM99 68V69H98ZM165 68H167V69H165ZM224 68V69H223ZM228 68H230V69H228ZM233 68H237L236 69V71L234 72V70H233ZM257 68V69H256ZM261 68V69H260ZM20 69V70H19ZM53 69V70H52ZM55 69H56V71H55ZM60 69V70H59ZM70 69V70H69ZM96 69V70H95ZM111 69V70H110ZM143 69V70H142ZM225 71H223V70ZM242 69V70H241ZM253 69V70H252ZM258 69H260V70H258ZM7 70H9L11 73H9L8 71H7V73H8V77H7V73H6V71ZM50 70H51V73H50ZM170 70H172V71H170ZM221 70V71H220ZM233 70V71H232ZM239 70V71H238ZM258 70V74H260V76H257L258 74L255 72V71H257ZM20 71V72H19ZM22 71V72H21ZM114 71V72H113ZM231 73H230V72ZM240 71H242V73H240ZM245 71H247V72H245ZM4 72V73H3ZM19 72V73H18ZM44 72L46 73V74H48V72L50 73V77H49V75H46V74H44ZM56 72V73H55ZM60 72H62V74L63 75H60ZM127 72V71H126ZM174 72V73H173ZM226 72H227V74H226ZM237 73V74H239V75H235V74H233V73ZM239 72V73H238ZM244 72V73H243ZM263 72V73H262ZM6 73V74H5ZM22 73V74H21ZM42 73H43V75H42ZM54 75H53V74ZM75 73V74H74ZM100 73V74H99ZM120 73V74H119ZM130 73V72H129ZM180 73V74H179ZM246 73V74H245ZM11 74H13V75H11ZM53 76H52V75ZM56 74V75H55ZM57 74H59V75H57ZM74 74V75H73ZM93 74V75H92ZM98 74V75H97ZM175 74V75H174ZM230 74V75H229ZM233 74V76H231ZM241 74V75H240ZM76 75V76H75ZM95 75V76H94ZM116 75V76H115ZM175 76L176 78H178L179 80H177V81H174L171 77L172 76ZM248 75V74H247ZM43 76H45L46 78H44ZM47 76H48V78L50 79H48L47 78ZM90 76V77H89ZM106 76V77H105ZM111 76V77H110ZM231 76V77H230ZM237 76H239V77H237ZM242 76V77H243ZM44 79H43V78ZM55 77V78H54ZM57 77V78H56ZM91 77H94L95 79H92ZM97 77V78H96ZM118 77V78H117ZM121 77V78H120ZM133 77V78H132ZM144 77V78H143ZM180 77V78H179ZM233 77V79L235 78V77H237V78H235V80H233V79H230V78H232ZM16 78V79H15ZM60 78V79H59ZM74 78V79H73ZM82 78V79H81ZM114 78V79H113ZM9 79V80H8ZM18 79H20L21 80V82H20V80H19V82L17 81ZM40 79L42 80L43 79V81H40ZM57 79V80H56ZM59 79V80H58ZM108 79V80H107ZM164 79V80H163ZM172 79V80H171ZM183 81V82H185V83H183L181 80ZM56 80V81H55ZM80 80V81H79ZM83 80H84V82H83ZM88 80V81H87ZM122 80V81H121ZM124 80V81H123ZM199 80H201V79H199ZM11 81V82H10ZM23 81V82H22ZM39 81H40V83H39ZM50 81L52 82L51 84H50ZM55 81V82H54ZM62 81V82H61ZM89 81H90V83H89ZM95 81V82H94ZM159 81H161V82H159ZM166 81V82H165ZM173 81V82H172ZM4 84H2V83ZM18 82V83H17ZM54 82V83H53ZM73 82V83H72ZM93 82H94V87L92 86L93 85ZM154 82H155V84H154ZM172 82V83H171ZM182 82V83H181ZM199 82V83H198ZM204 82V83H203ZM205 82H206V84H208V85H206L205 84ZM208 82V83H207ZM88 83V84H87ZM92 83V84H91ZM101 83V84H100ZM104 83V84H103ZM159 83V84H158ZM160 83H161V85H160ZM175 83V84H174ZM177 83H178V85H179V87L177 86ZM3 86H2V85ZM15 84V85H14ZM21 84V85H20ZM37 84V83H36ZM56 84V87L54 86ZM79 84V85H78ZM115 84V85H114ZM164 84V85H163ZM170 84V85H169ZM182 84V85H181ZM184 84V85H183ZM186 84V85H185ZM194 84H196V85H194ZM197 84H198V87H197ZM203 84H204V86H203ZM17 85V86H16ZM24 85V86H23ZM65 85V86H64ZM83 85V86H82ZM87 85L89 86V87H87ZM152 85H154V86H152ZM160 85V86H159ZM163 85V86H162ZM171 85H173V86H171ZM174 85H176V86H174ZM188 85V86H187ZM20 86H21V88H20ZM23 86V87H22ZM58 86V87H57ZM61 86V87H60ZM169 86H171V87H169ZM182 86H183V88H182ZM186 86V87H185ZM196 86V87H195ZM3 87H5V88H3ZM44 87V88H45ZM60 87V88H59ZM79 87V88H78ZM150 87V88H149ZM160 87H162V88H160ZM166 87L168 88V89H166ZM174 87V88H173ZM192 87V88H191ZM13 88V89H12ZM16 88V89H15ZM40 88V87H39ZM41 88V89H42ZM54 88V89H53ZM57 88V89H56ZM82 88H84L83 90L85 91H83L82 90ZM157 88H159V89H157ZM171 88V89H170ZM172 88L173 89H176V90H172ZM178 88V89H177ZM179 88L181 89L182 88V91H180L179 90ZM191 88V90H189ZM194 88V89H193ZM198 88V89H197ZM7 89V90H6ZM11 89V90H10ZM23 89V90H22ZM87 89V90H86ZM90 89V90H89ZM95 89V90H94ZM118 89V90H117ZM160 89H163V90H160ZM186 89V92L187 93H189V94H187V95H189V96H191V97H193L194 95H197L198 96V98H197V96H195L197 99H195V97H194V101H193V103L191 104V102H190V106H189V103H183V104H180L179 105V103L178 104H175L174 106L172 105V107L171 106H166V105H164V106H161L160 104H157V105H155V104H152V103H148V106H147V104L146 103H141V101L142 102H147L148 101V98L150 99V98H153L154 96H155V99H156V95H157V97L159 96V94H162V91H166L167 93H164V95H170V94H172V95H176V94H178V93H181V92H183L184 94H185V92H184V90ZM188 89V90H187ZM21 90V91H20ZM44 90V89H43ZM53 90V91H52ZM62 90V91H61ZM81 90V91H80ZM108 90V91H107ZM170 90H172V91H170ZM178 90H179V92H178ZM200 90V91H199ZM11 91V92H10ZM19 91V92H18ZM49 91V90H48ZM60 91H61V93H60ZM64 91H65V93H64ZM88 91H90L89 93H88ZM134 91V92H133ZM154 91H156V93H158V94H156V93H154ZM192 92V94L190 93V92ZM197 91V92H196ZM199 91V92H198ZM20 92H22V93H20ZM84 93V95H83V93ZM106 92V93H105ZM141 92V93H140ZM148 92H149V94H148ZM170 92V93H169ZM172 92V93H171ZM174 92H178V93H174ZM195 94H194V93ZM201 92V93H200ZM69 93V94H68ZM78 93H79V95H78ZM82 93V94H81ZM96 93V94H95ZM132 93V94H131ZM137 93V94H136ZM153 93V94H152ZM174 93V94H173ZM200 93V94H199ZM17 94H22V95H20V99H22V97H23V99L22 100H20L19 99V95H17ZM60 94V95H59ZM64 94H65V96H64ZM74 94V95H73ZM81 94V95H80ZM91 94V95H90ZM102 94V95H101ZM110 94V95H109ZM150 94H152V96L150 95ZM62 95V96H61ZM69 96V99H68V101H65L66 100V98H68V96ZM71 95H73V97L71 96ZM76 95V96H75ZM83 95V96H82ZM99 95V96H98ZM107 95H108V97H107ZM148 95V96H147ZM149 95H150V97H149ZM202 95L203 96V99L200 97V96ZM26 98H25V97ZM61 96V97H60ZM101 96V97H100ZM115 96V97H114ZM207 98H205V97ZM65 98V100L63 99V98ZM98 97H99V99H98ZM111 97H113V98H111L112 100H110V98ZM17 98H18V100H17ZM25 98V99H24ZM199 98H201L202 100H203V104H201V102H200V100L201 99H199ZM29 99H30V101L31 102H33V103H31V102H27V100L29 101ZM97 99V100H96ZM120 99V100H119ZM205 99V100H204ZM209 99V100H208ZM227 100V98L226 97H224L222 100L224 101V100ZM240 99V98H239ZM3 100V101H4ZM61 100V101H60ZM69 100H70V103H69ZM71 100H73L72 101V104H71ZM86 100V101H85ZM104 100V101H103ZM113 100H115V101H113ZM136 100V101H135ZM141 100V101H140ZM146 100V101H145ZM198 101V103H197V101ZM211 100V101H210ZM213 100V101H212ZM226 100H225V102H226ZM110 101V102H109ZM111 101H113V102H111ZM121 101V102H120ZM140 101V102H139ZM196 101V102H195ZM61 102H62V104H61ZM69 103V105H64V104H68ZM105 102H106V104H105ZM108 102V103H107ZM115 102V103H114ZM195 102V103H194ZM205 102V103H204ZM206 102H208V103H206ZM217 102V101H216ZM241 102V101H240ZM76 103V104H75ZM131 103V104H130ZM139 103H141V104H139ZM72 106H71V105ZM73 104H75V105H73ZM87 104H88V106H87ZM90 104V105H89ZM92 104H94V105H92ZM103 104V105H102ZM109 104H111V106L109 105ZM115 104V105H114ZM151 104H152V107H151ZM195 104L199 107H196L195 106ZM212 104V105H211ZM220 104V105H219ZM241 104H242V102H241ZM11 105V106H10ZM25 105V106H24ZM35 105V106H34ZM106 105H109L108 107H109V109L107 108L106 109ZM112 105H113V107H112ZM126 105V106H125ZM150 105V106H149ZM159 105V106H158ZM177 105V106H176ZM179 105V106H178ZM184 106V109H183V106ZM191 105H192V107H191ZM194 105V106H193ZM201 105V106H200ZM206 105H207V107H206ZM211 107H213V108H211ZM217 105V108L218 109H220V110H218L216 107H214V106H216ZM40 106L42 107V108H40ZM70 106V107H69ZM77 106V108H75ZM92 106V107H91ZM102 106H104V107H102ZM106 106V107H105ZM125 106V107H124ZM145 106H146V109H145ZM154 106V107H153ZM182 106V107H181ZM12 107V108H11ZM21 109V111H25L24 113L23 112H21L20 110L18 111V109L19 108ZM74 107V108H73ZM79 107H81V108H79ZM108 113V115H107V113L102 109V108ZM127 107H129V108H127ZM163 107H164V109H163ZM174 107H176V109H174ZM202 107V108H201ZM7 108V109H6ZM17 108V109H16ZM32 108V109H31ZM38 108H40V109H38ZM69 108H71V109H69ZM92 108V109H91ZM115 110H114V109ZM161 108L163 109V110H161ZM187 108V109H186ZM191 108H192V110H191ZM196 108V109H195ZM209 108H211V109H209ZM5 109H6V112H5ZM13 109H15V111L17 110L18 112H19V114H22V117H24V118H21L20 117V115H18V113H16V112H14V110ZM42 109V110H41ZM75 109H77V110H75ZM82 109V110H81ZM86 109V110H85ZM91 109V110H90ZM100 109V110H99ZM101 109H102V111H101ZM149 109V110H148ZM154 109H155V111H154ZM199 109V110H198ZM32 110V111H31ZM72 110V112L73 113H69V114H72V115H68V112L69 111H71ZM88 110L90 111V112H88ZM96 110V111H95ZM111 110V111H110ZM128 110H130V111H128ZM158 110V111H157ZM165 110V111H164ZM185 110V111H184ZM208 110V111H207ZM210 110V111H209ZM81 111H84L83 113L81 112ZM86 111H87V113H86ZM92 111V112H91ZM116 111V112H115ZM131 111H132V113H131ZM134 111H135V113H134ZM149 111V112H148ZM159 111H161V112H159ZM197 111H196V114H197V116H198V113H197ZM29 112H30V114H29ZM35 112H37V113H35ZM78 112H81V117L79 116V114H78ZM93 112H94V114H93ZM96 112H98L97 113V115H96ZM137 112V113H136ZM149 114H148V113ZM151 112V113H150ZM25 113H26V115H25ZM28 113V114H27ZM42 113V114H41ZM100 113V114H99ZM101 113H103V114H101ZM106 113V114H105ZM113 113V114H112ZM118 113V114H117ZM145 113V114H144ZM154 113V114H153ZM192 115H191V114ZM206 114L207 116H208V119L210 120V122H214V120L213 121H211V116L209 115V114ZM12 114V115H11ZM74 114V115H73ZM76 114H77V116H76ZM85 114V115H84ZM93 114V115H92ZM117 114V115H116ZM164 114V115H163ZM9 115H11L10 117H9ZM16 115H18L22 120L20 121V118L17 116V120H19V121H17V122H19V124L16 122ZM32 117H31V116ZM91 117H90V116ZM106 115V116H105ZM113 115V116H112ZM119 115V116H118ZM157 115H158V117H157ZM162 117H161V116ZM172 115V116H171ZM211 115H213V114H211ZM15 116V117H14ZM29 116V117H28ZM84 116V117H83ZM94 116V117H93ZM166 116V117H165ZM184 116V117H183ZM210 116V117H209ZM14 117V118H13ZM27 117V118H26ZM72 117H74V118H72ZM75 117H76V119H75ZM95 117H96V119H95ZM107 117V118H106ZM145 117V118H144ZM195 119H194V118ZM6 118V119H5ZM9 118V120H7ZM29 118V119H28ZM41 118V119H40ZM87 118H89L88 120H87ZM168 118V119H167ZM3 119L5 120L4 122H3ZM74 119V120H73ZM118 119V120H117ZM136 119V120H135ZM150 119V120H149ZM156 119V120H155ZM161 119V120H160ZM197 119V120H196ZM14 120V121H13ZM31 120V121H30ZM103 120V121H102ZM106 120V121H105ZM193 120V121H192ZM195 120V121H194ZM1 121H2V123H1ZM81 121V122H80ZM125 121V122H124ZM139 121V122H138ZM192 121V122H191ZM15 122H16V124H15ZM80 122V123H79ZM89 122V123H88ZM101 124H99V123ZM122 122V123H121ZM132 122H134L133 124H132ZM158 122V123H157ZM160 122V123H159ZM161 122H162V124H161ZM187 122H188V124H187ZM194 122H197V123H194ZM89 125H88V124ZM105 123V124H104ZM121 123V124H120ZM130 123V124H129ZM148 123V124H147ZM150 123V124H149ZM152 123V124H151ZM156 123V124H155ZM168 123V124H167ZM181 124V125H178V124ZM184 123V124H183ZM199 123V124H198ZM12 124V125H11ZM40 124H42V126L40 125ZM79 124H85L84 126H82V125H79ZM96 124V125H95ZM112 124V125H111ZM135 124V125H134ZM159 124V125H158ZM164 124V125H163ZM214 124H215V122H214ZM213 123H212V126L214 127V128H212V129H214L213 131H214V133H217L216 131H220L219 129H218V127L217 126H215ZM44 125V126H43ZM91 125V126H90ZM99 125V126H98ZM146 127H145V126ZM155 125H157V126H159V127H155ZM160 125H162L163 126V129H164V131H163V133H162V128H160ZM165 125H167V127H165ZM174 127H173V126ZM15 126H16V128H17V126H19V129L20 130H13L14 128H15ZM33 126V127H32ZM50 128H49V127ZM136 126V127H135ZM154 126V127H153ZM161 126V127H162ZM177 126V127H176ZM13 127V128H12ZM42 127V128H41ZM55 127V128H54ZM167 129H165V128ZM170 127H172V128H169ZM190 127V126H189ZM15 128V129H16ZM60 128V129H59ZM67 128V127H66ZM134 128H136V129H134ZM142 128V129H141ZM160 128V129H159ZM191 128V127H190ZM52 129V130H51ZM59 129V130H58ZM132 129V130H131ZM147 129V130H146ZM152 129V130H151ZM28 130H31V131H29L28 132ZM34 130V131H33ZM44 130V131H43ZM63 130H64V132H63ZM74 130V131H73ZM134 130H136V131H134ZM148 130H150V131H148ZM154 130V131H153ZM169 130V131H168ZM14 131V132H13ZM16 131V132H15ZM24 131H26V132H24ZM66 131H67V129H66ZM80 131V132H79ZM138 131V132H137ZM158 131H160L161 133H162V135H161V133L160 132H158ZM223 131H225V130H223ZM17 132H19V133H23L22 134V136H26L28 133H31V132H33V134H35V136H37V140H36V143H38V144H32L31 143V145H30V143L28 144V143H25L24 142V144L23 143H18L17 142V140L15 141V135L16 134H18ZM57 132V133H56ZM61 132V133H60ZM64 134H63V133ZM77 132H78V134H77ZM131 132V133H130ZM147 132V133H146ZM158 132V133H157ZM166 132H168V136L166 137V135H167V133ZM221 132V131H220ZM27 133V134H26ZM39 133V134H38ZM59 133V134H58ZM82 134V136H81V134ZM141 133V134H140ZM151 133V134H150ZM13 134H15L14 136H13ZM54 134H55V136H54ZM61 134V135H60ZM126 134V135H125ZM46 135V136H45ZM64 135V136H63ZM66 135V136H65ZM137 135H139V136H137ZM163 136V137H159V136ZM5 138H4V137ZM34 136V137H35ZM61 136H63V137H61ZM69 136H71V137H69ZM93 136H94V138H93ZM133 136V137H132ZM150 136V137H149ZM164 136H165V138H164ZM40 137V138H39ZM53 137V138H52ZM67 139V141H65L66 139ZM67 137H69V139L67 138ZM119 137V138H118ZM132 137V138H131ZM170 139H169V138ZM171 137H172V139H171ZM2 138V139H1ZM12 138H14L13 140H12V143L14 144V145H12V143H11V139ZM36 138V137H35ZM70 138L72 139V141L70 140ZM99 138V139H98ZM109 138V139H108ZM156 138V139H155ZM164 138V139H163ZM41 139H44V140H42L41 141ZM51 139V140H50ZM77 139H79V140H77ZM81 139V140H80ZM88 139H90V140H88ZM166 139V140H165ZM123 140V141H122ZM146 140V141H145ZM167 140H171L170 142L172 143V146H171V144H170V142H168ZM13 141H15L16 143H17V145L15 144V142H13ZM43 141H44V143H43ZM48 141V142H47ZM71 141V143H69ZM75 141V142H74ZM78 141V142H77ZM81 141H83V142H81ZM112 141V142H111ZM132 141V142H131ZM180 142L182 141V140H179ZM179 141H177V142H179ZM46 142H47V144H46ZM64 142H65V144H64ZM108 142H110V143H108ZM157 142V143H156ZM168 142V143H167ZM59 143V144H58ZM62 143V144H61ZM77 143V144H76ZM91 143V144H90ZM106 143V144H105ZM114 143V144H113ZM116 143V144H115ZM134 143V144H133ZM137 143V144H136ZM11 144V145H10ZM26 144V145H25ZM51 144V145H50ZM57 144V145H56ZM61 144V145H60ZM69 144H70V146H69ZM81 144V145H80ZM86 144H88V145H86ZM95 144V145H94ZM122 144H123V146L125 147H123L122 146ZM130 146V149L132 150H130V149H128L129 148V146ZM142 144V145H141ZM144 144V145H143ZM165 144H167V145H169L168 147H166V145ZM3 145V146H2ZM15 145L17 146V147H15ZM33 145V146H32ZM60 146V148H58L59 146ZM73 145V146H72ZM111 145V146H110ZM120 145H121V148H120ZM137 145V146H136ZM157 145V146H156ZM5 146V147H4ZM13 146V148L15 147L16 149L12 152L11 151V147ZM128 146V147H127ZM133 146V147H132ZM140 146V147H139ZM159 146V147H158ZM161 146H165V148H163V147H161ZM66 147V146H65ZM67 147V148H68ZM77 147L79 148L78 150H77ZM81 147V148H80ZM93 147V148H92ZM113 147H114V149H113ZM118 149H117V148ZM143 147V148H142ZM156 147H157V151L159 150V152H157V151H155L156 150ZM175 146H173L172 148H174ZM58 148V149H57ZM86 148V149H85ZM110 148V149H109ZM116 148V149H115ZM124 148V149H123ZM151 148H153V149H151ZM166 148H169V149H166ZM171 148V149H172ZM41 149V150H40ZM89 149V150H88ZM106 149H108V150H106ZM136 149H138V150H136ZM155 149V150H154ZM35 150V151H34ZM40 150V151H39ZM110 150V151H109ZM126 150H127V152H126ZM141 150V151H140ZM167 150V151H166ZM174 150H175V148H174ZM174 150H172V151H174ZM11 151V152H10ZM62 151V150H61ZM95 151V152H94ZM107 152L106 154H105V152ZM109 151V152H108ZM112 151V152H111ZM128 151H129V153H128ZM140 151V152H139ZM154 151V152H153ZM167 154V156L164 154V152ZM15 152V153H14ZM34 152H35V154H34ZM42 152V153H41ZM86 152V153H85ZM111 152V156H109L108 154ZM115 152V153H114ZM118 153V155L120 154V152H121V156H122V158L120 157V155L118 156V155H116L117 153ZM132 152V153H131ZM14 154V156H13V154ZM40 153V154H39ZM76 153V154H77ZM93 153V154H92ZM103 153V154H102ZM114 153V154H113ZM128 153V154H127ZM154 153H158V154H154ZM161 153H162V155H161ZM42 154V155H41ZM129 154L132 156V158L133 159H135L134 161H133V159H131L130 157L131 156H129ZM138 154H140V155H138ZM145 154V155H144ZM164 154V155H163ZM90 155H92V156H90ZM106 155H108V156H106ZM115 155V156H114ZM138 155V156H137ZM159 155V156H158ZM161 155V156H160ZM12 158H10V157ZM37 156V157H36ZM82 156V157H81ZM87 156V157H86ZM103 156V157H102ZM104 156H106V157H104ZM126 158H128V159H126ZM133 156H136V158H143V159H136L135 157H133ZM153 156H155V157H153ZM157 156V157H156ZM162 156H164V157H162ZM4 157V158H3ZM40 157V158H39ZM91 159H90V158ZM99 157V158H98ZM114 157V158H113ZM160 157V158H159ZM84 158H86V159H84ZM103 158V159H102ZM104 158H107V159H104ZM111 158H113V159H111ZM124 158V159H123ZM146 158H148L149 160H147ZM156 158V159H155ZM160 159V162L161 163H159L158 161V159ZM161 158H163V159H161ZM9 159V160H8ZM39 159V160H38ZM83 159H84V162H83ZM120 159V160H119ZM123 159V160H122ZM129 159H131V160H129ZM146 159V160H145ZM155 160V162L157 163H159V165H158V163H157V165L156 164H154L155 162H154V160ZM89 160V161H88ZM94 162H93V161ZM106 161V163H108V166H106L107 164H105V161ZM107 160H109V162L107 161ZM111 160V161H110ZM112 160H114V161H112ZM117 160H119V161H117ZM123 162H122V161ZM137 160V161H136ZM141 160V161H140ZM153 160V161H152ZM158 160V161H157ZM12 161V162H11ZM85 161L87 162V163H91V164H85ZM100 161V162H99ZM116 161H117V163H116ZM125 161V162H124ZM131 161V162H130ZM133 161V162H132ZM152 162V164L150 163V162ZM14 162V163H13ZM83 162V163H82ZM99 162V163H98ZM119 162V163H118ZM139 162V166L140 167H138V165H137V167H136V163H138ZM13 163V164H12ZM96 164V166H95V164ZM98 163V164H97ZM102 163H104V164H102ZM115 163H116V165H115ZM135 163V164H134ZM10 164V165H9ZM118 164V165H117ZM121 164H123V165H126L125 166V168L126 169H123V165H121ZM133 164V166H131V168L134 170V171H132V169H130V165H132ZM150 164V165H149ZM154 164V165H153ZM161 164V165H160ZM105 165V166H104ZM112 165H114V167L112 166ZM135 165V166H134ZM146 165V166H145ZM153 165V166H152ZM15 166V167H14ZM86 166V167H85ZM88 166V167H87ZM89 166H90V168H89ZM110 166V167H109ZM118 166V167H117ZM129 166V167H128ZM147 166H149L148 168H147ZM156 166V167H155ZM119 167H121V168H119ZM128 167V168H127ZM133 167H135L136 168V170L133 168ZM143 167H141V168H143ZM151 167V168H150ZM17 170H16V169ZM38 168H39V170H38ZM95 168V169H94ZM102 168H103V170L105 169V171H108L109 170V168H110V171H108V173L107 172H105V171H103L102 170ZM112 168V169H111ZM138 168V169H137ZM101 169V170H100ZM120 169V170H119ZM15 170V171H14ZM30 170V171H29ZM45 170H47V172L49 171V173L52 175V176H48V174H47V172L45 173V172H43V171H45ZM90 170H93V171H90ZM114 172H112V171ZM125 171V172H122V171ZM137 170H138V172H137ZM39 171V172H38ZM42 171V172H41ZM81 171V172H80ZM121 172L122 174H120L119 173V175H116V174H118L117 172ZM131 171V172H130ZM14 172H15V174H14ZM97 172H99V173H97ZM103 172V173H102ZM109 172H112L111 174L109 173ZM39 173V175H43V176H38L37 174ZM41 173V174H40ZM91 173H92V177L90 178V176H91ZM134 173H132V174H134ZM33 174V175H32ZM36 174V175H35ZM100 174V175H99ZM101 174H103V175H101ZM123 174V176H124V178H125V175ZM129 174V175H128ZM46 175V176H45ZM96 175H98V176H96ZM114 175V176H113ZM116 175V176H115ZM23 176V177H22ZM33 176V177H32ZM38 176V177H37ZM45 176V177H44ZM82 176H84V177H82ZM89 176V177H88ZM101 176H103L102 178H104L103 180H102V178H101ZM106 176V177H105ZM14 177V178H13ZM88 177V178H87ZM96 177H98V179L96 178ZM110 179V180H108V178ZM115 177V178H114ZM23 178V179H22ZM25 178H26V180H25ZM39 178V179H38ZM41 178V179H40ZM44 178V179H43ZM87 179V181L86 180H84V179ZM89 178H90V180H89ZM111 178H112V180H111ZM124 178H122V180L124 179ZM92 179H94L93 181H92ZM96 179V180H95ZM38 181V182H37ZM85 181V182H84ZM98 181V182H97ZM106 181V182H105ZM111 181V182H110ZM93 182V183H92ZM98 183V185H96V183ZM108 182V183H107ZM112 182H115V184H113ZM23 183V184H22ZM26 185H25V184ZM34 183V184H33ZM36 183V184H35ZM95 183V184H94ZM106 185H105V184ZM92 184H94V185H92ZM38 188L37 190H36V187ZM102 186H104L103 188H102ZM23 189V190H22ZM27 189V190H26ZM26 191V192H25ZM33 191H36V193L34 194V192ZM38 191V192H37ZM24 193V195H22L21 196V194H23ZM32 192H33V194H32ZM5 195V196H4ZM27 195V194H26ZM30 195V196H31ZM7 199H6V198ZM4 202V203H3ZM7 202V203H6ZM16 203V204H15ZM0 204V205H1ZM9 204H11V205H9ZM18 205V206H17ZM20 209H19V211H20ZM13 213V212H12Z\"/></svg>","mask_w":264,"mask_h":264}]
</instances>
